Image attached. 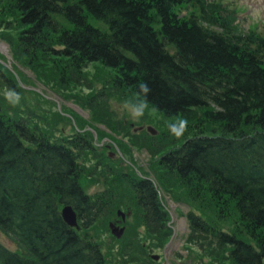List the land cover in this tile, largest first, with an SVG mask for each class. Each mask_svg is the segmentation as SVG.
Instances as JSON below:
<instances>
[{"label":"trees","instance_id":"obj_1","mask_svg":"<svg viewBox=\"0 0 264 264\" xmlns=\"http://www.w3.org/2000/svg\"><path fill=\"white\" fill-rule=\"evenodd\" d=\"M181 6L188 10L179 17ZM4 18L3 24L14 19L16 32H0V39L21 61L31 56L30 62L52 64L40 75L56 93L51 81L66 90L84 78L89 65H100L112 74L110 90L123 98L138 99V84L146 82L148 107L164 118L200 110L202 117L188 125L192 135L186 131L159 165L192 203L219 207L222 218H237L236 227L255 241L260 253L237 235H221L217 243L228 246L232 264H262L264 34L241 31L220 0H0ZM4 68L0 64V82L22 92ZM105 88L82 99L83 105L108 98ZM26 119L11 117L0 104V233L16 246L11 251L0 243V264H107L100 242L82 237L60 216L61 206L71 205L87 229L114 207L103 199L115 200L116 192L94 200L80 184L79 153H92L101 164L103 149L87 131L60 142L55 125L46 121V128L36 123L33 129ZM105 167L115 183L135 184L143 222L162 228L166 215L152 184L136 183L113 164ZM189 221L195 231H209L199 217L191 214Z\"/></svg>","mask_w":264,"mask_h":264},{"label":"rangeland","instance_id":"obj_2","mask_svg":"<svg viewBox=\"0 0 264 264\" xmlns=\"http://www.w3.org/2000/svg\"><path fill=\"white\" fill-rule=\"evenodd\" d=\"M226 4H232L233 7L239 10L240 27L244 30L254 28L264 34V0H224ZM187 7H178L177 11L180 15H185ZM4 18L0 21V32H12L17 24ZM66 24L63 20H61ZM170 53L173 48L167 49ZM20 55L15 54L14 48L6 44L0 39V60L6 65L7 78H14L12 71L18 76L22 84L30 89H23L22 92H17L21 97L18 106L13 107L6 95L10 87L3 85L0 82V104L5 107V110L11 117H28L32 128H36V123L46 128L48 124H53L56 127V139L60 142L65 141L64 138L75 136L74 124L83 130L91 128L98 135L96 140L93 134L91 138L97 144H102L103 147L109 145L110 148H104L102 163H98V157L92 153H79L78 164L83 169V174L80 183L83 186L85 193L99 200L98 196L111 190L116 191L115 185H119L112 181L111 177L107 176L108 168L105 164H113L114 171L126 173L134 180L138 178L137 174L148 176L155 181L161 180L165 185L164 188L169 191H164L162 199L165 207L169 210L172 218V226L175 228L173 241L170 246L164 251L155 247L160 244V241L152 242L148 237V230L141 226L136 215L138 214L135 204H129L128 200L122 199L117 193L114 201V208L105 217L99 218L93 227L89 230V234L96 238L100 243L107 264H232L228 254L230 249L220 247L215 242H211L212 238H207L188 229L187 223L184 220V215L187 212L186 207L174 204L170 198L169 192L182 194L184 190L180 184L173 183L171 177L165 169L159 165V157L162 153L168 150L172 145L183 140L184 134L180 138H175L169 134L168 124L178 119H186L189 124L198 121L201 116L200 110L193 111L190 117H181L176 119H167L158 114L155 110L148 107L144 116L140 120H134L124 109V104L128 101H134L137 98L131 94L123 95L110 90V82L112 74L100 65H89L84 71L82 78L76 84L72 83L66 90L63 86L56 85L51 81L53 87L57 88V93L52 89L51 85L40 75L43 70L51 68L52 64H47V61L30 62L31 56H25L24 61L19 60ZM52 63V59L50 60ZM25 62V63H23ZM29 62V64H27ZM11 71V72H10ZM6 75V72H5ZM15 79V78H14ZM107 86L104 91H108L109 97L99 96L93 104L94 107L83 105L84 98L95 93L100 94L97 90ZM98 94V95H99ZM57 104H60L57 109ZM92 104V103H91ZM21 106L22 113H19L18 108ZM97 115V121L91 117V111ZM35 115V117H34ZM67 115H70L67 116ZM45 119V120H43ZM99 121L103 123H99ZM147 128H152L155 135L150 134ZM190 128L187 129L189 135H192ZM86 130V131H85ZM83 133V132H80ZM108 134L110 137H108ZM109 139V140H106ZM62 140V141H61ZM115 146L121 151L125 160L118 159L117 154L114 158L118 164L110 162L108 152L115 153ZM119 157V156H118ZM120 158V157H119ZM120 160V161H119ZM138 172V173H136ZM107 173V174H106ZM128 199V198H126ZM172 200V201H171ZM193 206L196 213L205 217L218 225L226 232L231 234L245 235L244 231L237 228L233 223L234 220L228 222L221 219L220 210L216 206L206 201H194ZM192 204L190 205L192 207ZM126 215L123 220L125 229L127 228V236L136 237L135 243L132 245V252L126 251L122 244L124 238L116 239L111 232L103 227V222H113L121 218L116 215V207ZM61 206L60 209H62ZM136 212V213H135ZM135 213V214H134ZM143 225V224H142ZM107 226V224H106ZM244 227V226H243ZM245 229V228H244ZM98 235H95V232ZM126 234V233H125ZM0 242L11 250H15V245L10 240L0 234ZM246 242H249L246 240ZM152 255H158V259L151 258ZM150 259V260H147ZM264 264V263H263Z\"/></svg>","mask_w":264,"mask_h":264},{"label":"clouds","instance_id":"obj_3","mask_svg":"<svg viewBox=\"0 0 264 264\" xmlns=\"http://www.w3.org/2000/svg\"><path fill=\"white\" fill-rule=\"evenodd\" d=\"M151 92L150 87L146 82H140L138 84V99L134 101H128L124 104V109L128 112L131 118L134 120H140L146 109L148 108L147 96ZM9 100L13 107H16L20 103L21 97L14 90H8L5 97ZM188 129V121L186 119H178L168 124L169 134L175 138H180Z\"/></svg>","mask_w":264,"mask_h":264},{"label":"water","instance_id":"obj_4","mask_svg":"<svg viewBox=\"0 0 264 264\" xmlns=\"http://www.w3.org/2000/svg\"><path fill=\"white\" fill-rule=\"evenodd\" d=\"M150 132L154 133V130L151 128L148 129ZM62 216L64 220L70 225V226H77L76 225V215L73 212L72 208L70 206H66L62 210ZM121 233V232H120ZM119 233V234H120Z\"/></svg>","mask_w":264,"mask_h":264}]
</instances>
